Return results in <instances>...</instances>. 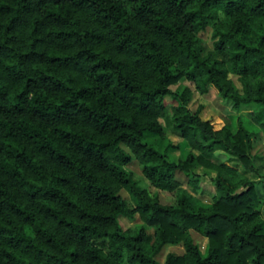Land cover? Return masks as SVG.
Masks as SVG:
<instances>
[{
  "label": "trees",
  "instance_id": "1",
  "mask_svg": "<svg viewBox=\"0 0 264 264\" xmlns=\"http://www.w3.org/2000/svg\"><path fill=\"white\" fill-rule=\"evenodd\" d=\"M207 25L225 57L196 48ZM181 76L234 109L256 107L213 129L188 109L186 86L170 107L172 143L163 96ZM263 76L264 0H0V264H159L167 242L183 251L162 264H264L253 180L193 151L221 149L252 168ZM132 159L154 187L175 190L173 202L138 183L124 167ZM194 163L213 172L208 204L175 177L194 187ZM117 213H136L151 240L143 225L121 231ZM190 229L206 237L204 255Z\"/></svg>",
  "mask_w": 264,
  "mask_h": 264
},
{
  "label": "rangeland",
  "instance_id": "2",
  "mask_svg": "<svg viewBox=\"0 0 264 264\" xmlns=\"http://www.w3.org/2000/svg\"><path fill=\"white\" fill-rule=\"evenodd\" d=\"M198 41L196 48L201 54L210 53L212 56H226L228 47L226 46L222 52L217 53L212 45V40L210 37V26L207 25L205 29L197 32ZM233 82L239 86L235 74H230ZM264 80V76H263ZM188 87L190 90L189 98L187 101L188 109L197 114L200 119L207 120L213 129H219L220 127L227 125L230 127L235 126V118L237 115L242 114L246 116V112L250 108H255L256 104H241L239 108H232L230 102L223 97H221L213 88H209L205 93H199L193 86L192 82L184 78L179 77L175 82L169 84L171 90L163 96V103L165 110L161 121L164 124L165 132L167 138L172 143L179 142V138L170 132V121L168 119L170 113V107L179 103L177 94L181 92L184 87ZM257 128V127H256ZM186 147L175 148L171 154L176 157L181 151H184ZM194 153L202 154L204 157L215 161H224L245 174L248 178L253 180V185L255 188L256 199L252 203L253 206L259 210V214L264 217V131L257 128L254 135L251 138V148H250V163L251 169H244L236 156L230 152L216 149L213 152L198 151L193 149ZM127 170L132 173V176L138 181L141 186L146 187L151 192H156L158 199L162 203H171L174 201L175 190H165L154 187L148 179L140 171L139 164L135 159H132L129 163L124 166ZM192 170L198 174V179L194 187H191L187 181L188 176L185 175L181 170L175 171V177L178 180L180 186L186 188L190 193L191 201L193 203L208 204L214 195L218 194L219 191L215 188L210 175L213 172L205 174L202 172V167L198 163L192 165ZM120 193L123 197L127 198L128 204L132 205L133 201L128 199L127 193L121 189ZM116 219L118 221L119 227L123 232H132L139 225H143L146 232L148 233V240H151L152 226L144 224L136 213L133 216H125L120 213L116 214ZM190 235L193 242L197 245V249L200 254L204 255L207 248V239L205 236L197 233L196 231L190 229ZM100 244V240H98ZM172 251L174 253H181L183 251L182 244L180 242L176 243H164L158 253H156L155 258L158 260L159 264H162L165 253ZM44 264V263H40Z\"/></svg>",
  "mask_w": 264,
  "mask_h": 264
}]
</instances>
